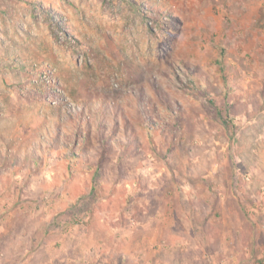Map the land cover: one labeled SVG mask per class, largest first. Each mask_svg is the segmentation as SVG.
Here are the masks:
<instances>
[{
	"label": "rangeland",
	"instance_id": "374dc122",
	"mask_svg": "<svg viewBox=\"0 0 264 264\" xmlns=\"http://www.w3.org/2000/svg\"><path fill=\"white\" fill-rule=\"evenodd\" d=\"M0 264H264V0H0Z\"/></svg>",
	"mask_w": 264,
	"mask_h": 264
},
{
	"label": "crops",
	"instance_id": "0c3cea01",
	"mask_svg": "<svg viewBox=\"0 0 264 264\" xmlns=\"http://www.w3.org/2000/svg\"><path fill=\"white\" fill-rule=\"evenodd\" d=\"M65 213H67V212H65ZM69 221L70 220H68L67 223H65L66 228L62 232L63 234H61L59 236L61 240H63V238L64 239L66 238V239H68L71 242H81L84 239H87V237H89L86 232L77 231V229H76L75 225L73 224V222L70 223ZM66 230H67V233H68V236L67 237L64 234ZM51 239H53L55 241V238H51Z\"/></svg>",
	"mask_w": 264,
	"mask_h": 264
},
{
	"label": "trees",
	"instance_id": "16d2710c",
	"mask_svg": "<svg viewBox=\"0 0 264 264\" xmlns=\"http://www.w3.org/2000/svg\"><path fill=\"white\" fill-rule=\"evenodd\" d=\"M134 127H132V129H133ZM135 129V128H134Z\"/></svg>",
	"mask_w": 264,
	"mask_h": 264
}]
</instances>
